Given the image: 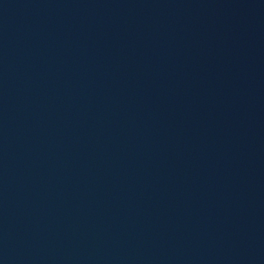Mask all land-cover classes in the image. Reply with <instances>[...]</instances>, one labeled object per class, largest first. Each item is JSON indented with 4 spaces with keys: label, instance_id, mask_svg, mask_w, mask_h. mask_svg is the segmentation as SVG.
Masks as SVG:
<instances>
[{
    "label": "water",
    "instance_id": "water-1",
    "mask_svg": "<svg viewBox=\"0 0 264 264\" xmlns=\"http://www.w3.org/2000/svg\"><path fill=\"white\" fill-rule=\"evenodd\" d=\"M0 264H264V68L107 0H0Z\"/></svg>",
    "mask_w": 264,
    "mask_h": 264
}]
</instances>
